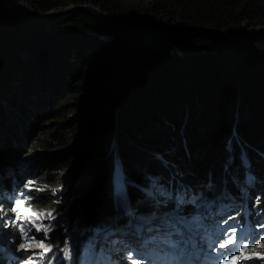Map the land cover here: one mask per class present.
Segmentation results:
<instances>
[{
  "label": "trees",
  "instance_id": "trees-1",
  "mask_svg": "<svg viewBox=\"0 0 264 264\" xmlns=\"http://www.w3.org/2000/svg\"><path fill=\"white\" fill-rule=\"evenodd\" d=\"M235 1L175 0L169 5L155 6L156 19L143 22L134 18L130 23L166 28L187 38L189 33L204 30L211 24L223 29L225 9L233 8ZM70 2L92 4L111 18L128 22L125 16L110 11L105 3ZM30 4L31 11L38 14L67 7L65 2ZM241 29L230 27L219 37L237 34ZM101 32L107 33L109 40L94 35ZM0 69L19 82L21 88L26 86L28 92L29 88H37L39 95L52 94L44 95L35 112L28 113L30 119L23 129L28 137L41 136L32 143L45 152L40 155L45 158L34 161L35 158L21 157L20 151L0 146V168L17 171L40 164L45 172L40 181L47 188L59 186L67 192L58 200L59 214L55 216L59 220L51 233L58 250L64 248L61 242L71 240L65 237L72 227L77 226L86 234L93 228L104 227L102 222L124 221L122 209L115 211L116 162L113 156L105 155L115 116L119 117L116 121L126 120L116 150L120 170L125 173V194L135 210L145 215L149 210H140L143 200L151 202L146 199L144 189L154 174L166 181L178 177L169 167L184 170L188 173L187 180L199 187L209 183L220 186L229 168V187L237 190L235 183L238 177L242 179L243 171L234 174L233 167L230 171V166H225L229 155L227 143L232 141L231 149L236 148L232 155L240 153L237 149H241V144L255 147L256 154L250 152L249 159L255 164L264 161V35L229 42L211 55L196 56L166 35L121 29L84 13L59 17L53 22L34 21L11 3L0 2ZM6 89L3 91L0 86V105L13 99L20 101L18 94L6 97ZM130 106L135 110L139 106L151 110L146 108L148 112L138 116L127 114ZM242 108L255 113L253 121L238 126L235 115ZM17 110L22 111V106ZM185 117L187 126L178 128L181 137L169 131ZM163 119L169 126L164 127ZM51 120L59 122L47 130L45 124ZM1 128L0 136L15 138L13 146L18 149L16 140L23 131L9 126L8 120L0 124ZM70 130L72 136L68 135ZM70 136L76 141L75 147L64 144ZM157 143L164 148L153 153ZM166 148L173 151L162 156L160 153ZM105 158L107 162L103 161ZM231 164L237 167L239 160ZM63 167L65 172L58 179L57 173ZM2 168L0 174L9 171ZM262 186L261 193L254 192L253 199L264 197ZM30 199L34 200L35 209L51 202L48 193ZM0 207L5 209L7 219L9 209ZM9 221L6 220L7 224ZM12 234L16 236L15 230L11 232V240L16 246L17 238Z\"/></svg>",
  "mask_w": 264,
  "mask_h": 264
},
{
  "label": "rangeland",
  "instance_id": "rangeland-1",
  "mask_svg": "<svg viewBox=\"0 0 264 264\" xmlns=\"http://www.w3.org/2000/svg\"><path fill=\"white\" fill-rule=\"evenodd\" d=\"M21 1L27 7V9H29L30 11H31L30 7L32 6L30 4V2H32V4L40 3V2H50L53 4H57V2H59V3L65 2V4L67 5L66 9L78 6V5L72 4L70 2V0H21ZM174 1L175 0H96V2L105 3L106 7L109 8L110 11L115 12L117 15L125 16V18L127 19L126 21H128V22H125V20L124 21L120 20L121 22H125V23H130V21H132L134 18H137V20H144L143 22H146L148 20H150V21L154 20V19H156L155 18L156 16L153 13V9L155 6H157L159 4L169 5V4L173 3ZM229 4H233V3H229ZM83 5L93 6L92 4H82V6ZM94 7L100 10V7H96V6H94ZM58 10H63V9H56L53 11H58ZM53 11H50V12H53ZM32 13H34V12H32ZM103 13L106 14L105 12H103ZM35 14H38V13H35ZM62 17H64V16H62ZM58 18H56V19H58ZM56 19L51 20L49 22H53ZM185 19H186V17H185ZM185 19L182 22H185L186 21ZM223 22H224L223 26H222L223 29H220L219 26L211 24L204 30L194 31V32L189 33L187 35L186 39L191 45H193L195 47H198V46L202 47V46L208 45V44L211 45L212 42H214V40L217 37H219L221 33L228 30L230 27L240 28V29L242 28L241 29L242 32L253 31V30L254 31L263 30L264 29V1L263 0H246V1L237 0V1H235L233 4V8L225 9ZM239 22H242L241 25H238ZM139 23H141V22H139ZM131 25L140 26L142 24H137V25L131 24ZM94 35L97 36L101 40L102 39L103 40H109V38H110V36L104 32H101L99 34H94ZM221 37H223V36H221ZM221 37H219V38H221ZM223 47H224V45L220 46L215 52H217L219 49H221ZM3 70L4 69H0V86L2 87L3 91L5 88H8V89H6V92L4 93V95L6 97L11 98L12 95L18 94V96L20 97V101H18L16 99H15L16 100L15 101L13 99L9 104L7 101H4L3 104L0 105V124L4 123L5 120H8L9 126L17 127V129L19 131H23V129L25 127L24 126L25 122L29 121V119H30V117H28V113L29 112L34 113L35 112L34 108L37 107L36 104H38V102L41 99H43L45 96H47V94L50 96H52V94H50V93L46 94L45 92H43V93H41V95H39V93L37 92V88H29L30 91L28 92V91H26L27 89H25L26 86H24V87L22 86L23 88H21V86L19 85V82H16V81H14L13 78H11L10 76H7L5 74V71H3ZM23 89H25V90H23ZM37 94H38V96H37ZM18 96H17V98H19ZM6 103L8 104V106ZM19 106L20 107L22 106V111L17 110V107H19ZM139 108L140 109L135 110V109H133L132 106H130L129 110H128L129 112L127 114L135 113L138 116V115L147 113L148 112L147 109L151 110V107H145L144 108V106H139ZM237 113L235 115V122H236V124H238V126H242L246 122L253 121V114L255 113V111H253V110L249 111V109H247L246 111H243V108H242L240 110V112H237ZM70 117H72V116H70ZM203 117H205V116H203ZM115 118L116 119H115V122L113 124V129L111 131L110 138H108V141H107L108 146L105 147V150H106L105 153H107L105 155L107 157L113 156L114 158H112V159L114 160V162H116L115 163V167H116L115 169H117V168L121 169L120 164L118 162L119 160L117 158L118 154L116 151L117 145H118L117 140H118V135L120 134V132L123 130V128L125 126L126 120L123 118L120 121H116V120H118L119 117L115 116ZM163 120L166 122V124L164 123V127L169 126L168 121H166L165 119H163ZM57 121L59 122V120H55V121L51 120L48 123H46L45 126H46L47 130H48V128L53 127V125L57 124ZM186 126H187V118L185 117V119L182 123H180L179 125H176V126L173 125L172 129H170L169 131H171L173 133L177 132V134H179V136L181 137V135H182L181 130L178 128H185ZM73 130H70V133H68V135L72 136ZM2 131H3V128L0 129V134H2ZM18 134H21V136H19V138L16 140L18 149H15V147L13 146L15 143V138H13V137L0 136V146H8L7 149L11 148V151H13V152L14 151H18V152L20 151L19 154L22 155L21 157H24L27 159L30 158L31 160H34V158H35L34 161L45 158L44 156L43 157L40 156L42 154H45V152L40 150L37 143H35V144L32 143L34 139H37V138L41 139V136H39L38 134H35V136H32V137L29 136L28 137L27 131H23L22 133H18ZM71 136L64 144H67V146L75 147L76 141H74V138H72ZM28 141H29V143H28ZM102 142H104V144L107 143L105 141H102ZM171 142L173 143V139ZM22 143H23V145H22ZM61 143H63V142H61ZM231 143H232V141H229L227 143V151H229V155H228L227 163L225 165L228 167L230 166V168L232 166H233V168L235 167L234 165L231 164V161L234 162L238 159L240 165L244 164V161H242L243 158L246 159L250 152H253V153L256 152L255 147L248 146V144L243 146L241 144V146H242L241 149H237L240 153H238L237 155H232L233 151L236 148H235V146H233V148L231 149V147H230ZM233 145H234V143H233ZM162 148H164V145H162L161 143H157L156 148L153 149V153H155V152L157 153V151L161 150ZM173 148L176 149V147H173ZM172 151H173L172 149L166 148L160 154L163 156V155H166L168 152L171 153ZM110 153L112 155H110ZM140 154H143V153L141 152ZM235 157H237V158H235ZM152 159L154 160V156L152 157ZM107 160H108V158H105L103 161L107 162ZM147 160L148 159H146L143 164H145V162ZM251 168H253V167H251ZM31 169L15 171L13 176H9V183H7V184L9 185L11 190H13L14 186L16 185L13 182H11L14 177H17L19 180H21V183H22L21 184V190L18 191L17 194L15 195L14 201L16 202L17 200H25V207H30L35 211H44V212L54 211V214L58 215L59 210H57V204L60 203L58 200L61 199L62 197H64L67 194V192L64 190L63 187H59V186H53V187L47 188L45 186V183H42L40 181V179H39L40 176H42L45 173V172L41 171L42 168H41L40 164H38L37 166H35ZM169 170H170V172H172L173 169L169 167ZM182 170H183V168H182ZM251 170L252 169H250V171ZM242 171L244 174L248 170L246 169L245 166H242ZM63 172H65L64 167L62 168V172L57 173L58 179L63 174ZM114 172L116 174L115 175V178H116L118 171L114 170ZM123 173L121 170L120 173H118L119 177L125 178V176H124L125 173L124 174ZM180 173L183 176L182 177L183 180L186 178V176L188 177V173L186 174V172H184V170H183V172L182 171L177 172V174H180ZM235 173H236V171H235ZM251 173L253 175H255L254 172H251ZM227 174L228 173H226V175ZM247 178H249V176L245 177L243 179L244 182H242V184H239V185L236 184L235 185V187L237 188L236 191H238V192L240 190L242 192L245 191V193L248 195V197H252L253 194L255 195L254 192H256V191L261 193L259 190H261V187H263L262 185H264V179L261 183H259L260 185L257 184L255 188H247V186H246ZM0 180H2L1 176H0ZM221 184L223 186L222 185L216 186V188L215 187L210 188V186H209L210 190H207L208 192L204 193V194L209 195L212 192H214L215 193L214 196L216 198H219L221 196L222 191L225 189V187L228 188V186L225 185L224 180H222ZM24 188H28V189L24 190ZM150 188H151L150 186L146 187V189H144V192H146V196H147L146 199L149 202H151V204H149L146 200H143L144 202L141 205L142 209L144 207H148L147 209L149 211H150V209L157 207V203L159 201V200H157L158 199L157 195L155 197H153L154 193H153L152 188H151V191H148V189H150ZM37 189H43V191H37ZM213 189H215L217 192L213 191ZM263 190H264V188H263ZM47 193H48L50 201H51L50 204L41 205L39 208L35 209L34 208V205H35L34 200H31L30 197L33 198L37 195H40V194L42 195V194H47ZM123 193L124 192H122V191H118L117 193L114 192L113 196H114L115 201L117 203H118V201H120V202L122 201V199H120L121 196L127 195V194H125V193L123 194ZM118 196L120 198H118ZM205 196L207 197V195H205ZM1 197L2 196H0V206H2V205L6 206L9 209L10 214L8 215L7 219H5L4 218L5 209L0 207V236H1L2 227L5 228L4 224L7 223L6 220H12V221H9L10 226H8V228H7L10 232L14 231L15 227H18V225H19V226L24 227L25 231H27L29 235H31V236L35 235L38 239L43 237V233L42 232L37 233L36 230L34 228H32L31 225H29V229H31V231H29V229L26 226L27 222L25 220H23L22 218L16 219L17 213L13 211L14 205L5 203V201ZM204 198L199 195L196 198V200L197 201L199 200L198 202L202 203L204 201ZM208 198H210V197H208ZM27 199H29V200H27ZM255 201H257L258 205L264 206V197H260V199H258V200L255 199ZM140 202L141 201H139V203ZM51 204H53L54 206H51ZM119 206H121L120 210L122 209L124 216L127 218V220H129L131 214H129L127 212L128 206H125L123 204H120ZM131 208L134 211L133 205H131ZM148 214H149V212L146 215L144 214L140 218L141 222L139 220H137V222L132 221L133 223H132L130 228L133 230L134 223L135 224L142 223L145 220H148V218H147ZM171 215H173V214L169 213L167 215V217H165V218H169V216H171ZM149 216L151 219L156 218V221L153 222L154 226H156V223L158 225H161V226H162V224H164V220H162L161 222H157L158 217H157L156 213L151 212L149 214ZM125 217H124L123 223H119L116 220H113L111 223L123 225L125 222ZM57 220H59L58 216L55 220H45L44 223L45 224H51V225H53V223H55V225H56ZM153 223H151V225H153ZM115 224L113 225V227H109V228H111V231H115V229H116ZM101 225L107 227L106 222L101 223ZM162 229H164V228L162 227ZM78 231H79V229L77 228V226L72 227L71 229H69V233L65 237V238H70L71 240L65 239L64 243L61 242V244H63L64 246H65V243L67 242L69 245H71V247L73 249V260L71 262H69L68 260L64 261V264H80V261L76 260V257L78 255H81L79 252L77 253L79 241H80V239H82V235L78 234ZM81 231H84V230H81ZM51 233L52 232L49 233V238L46 241L47 243L51 244L53 247V251L46 256L47 258H49V260H50V257L54 256L57 253L56 251H60L56 248V246L52 240ZM100 235H101V233L98 234L97 231H95L93 233V235H86L85 239H84V243H85V245H84L85 249L84 250L85 251L87 250L88 252H89V250H92L95 253L94 255L100 254V249H101V245H102V243L99 242L100 241ZM121 236H123L122 233H120L118 238H114L112 240H109V234L107 233L106 240L112 241V242H114L115 239L122 240ZM124 237L129 238L127 234ZM126 243L127 244L131 243V239H127ZM4 244L6 246H8L9 249L14 248V246H15L14 241L11 240V237H8L7 239H5ZM136 249H138V247H136ZM34 251L39 252L40 250L35 249ZM252 251H253V254L260 253L263 255L264 254V247H258L255 244L254 247L252 248ZM119 254H121V253L119 252L118 254H116L115 257H113V259L114 260L118 259ZM36 257L40 258L39 256H36ZM50 261L53 262V260H50Z\"/></svg>",
  "mask_w": 264,
  "mask_h": 264
},
{
  "label": "snow or ice",
  "instance_id": "snow-or-ice-1",
  "mask_svg": "<svg viewBox=\"0 0 264 264\" xmlns=\"http://www.w3.org/2000/svg\"><path fill=\"white\" fill-rule=\"evenodd\" d=\"M37 191H43V189H37ZM121 199H123V197H121ZM13 211L17 213L16 219L22 218L30 224L37 233H43V237L39 239L35 235L29 237L28 232L21 228V231L24 232V236L27 238V242L19 244L18 250L30 252L33 256H39L41 260H43L44 257L53 251L52 245L46 242L53 228L51 224H45L44 221L55 220L56 216L54 211H35L30 207H25V200H17L14 204ZM224 223H227V221H224ZM29 231H31V229H29ZM175 235H179V233ZM223 235L226 236L227 239L223 242H219L218 248L228 249L229 246H233V248L225 254L227 258L222 262L219 257H217V264H240L241 260L252 259L264 261V255L260 253L244 255L245 250L248 248V244L243 242L242 239H238L236 228L225 230ZM180 243L179 240L173 238L158 239L156 237H149L141 240L139 249H129L126 251L124 259L128 261V264H195L192 260L175 258L177 250H180ZM253 243L256 242L253 241ZM156 244L167 248L169 252L164 255H159V249L153 247V245ZM256 246L264 247V245L261 244H256ZM35 249H39L40 251L36 252L34 251ZM62 251L65 259L71 262L73 260V249L71 245L66 242ZM89 255H91V253L86 250L80 264H111V262L103 259L91 260L88 258ZM25 264H37V262L32 260L31 257H28ZM49 264H51V261H49Z\"/></svg>",
  "mask_w": 264,
  "mask_h": 264
},
{
  "label": "water",
  "instance_id": "water-1",
  "mask_svg": "<svg viewBox=\"0 0 264 264\" xmlns=\"http://www.w3.org/2000/svg\"><path fill=\"white\" fill-rule=\"evenodd\" d=\"M0 2H7L11 3L14 5L17 10L22 13L25 17L34 20V21H46L49 22L51 20H54L58 17L62 16H68V15H74V14H89L96 19L104 22H108L110 24H113L115 26L120 27L121 29H127L133 32H138V33H145V34H155V35H166L172 39H174L176 42H178L181 47L190 52L193 55L196 56H208L213 54L220 46L225 45L226 43L233 42L236 40L240 39H247V38H253L259 35H264V29L263 30H258V31H245V32H239L237 34L229 35V36H223L219 38L218 40L212 42L211 45H209L207 48L202 49L195 47L191 45L187 39L180 35L179 33L166 29V28H159V27H153V26H134L131 25L130 23H125L118 21L114 18H111L104 14L102 11L99 9L95 8L94 6L90 5H78L75 7H71L68 9H63V10H58V11H53L49 13H44V14H35L32 13L27 7L23 4L21 0H0ZM21 166H24L21 164ZM2 168V167H1ZM0 168V170H1ZM2 169H6V167H3ZM2 171H0L1 173ZM119 179V177H118Z\"/></svg>",
  "mask_w": 264,
  "mask_h": 264
},
{
  "label": "bare ground",
  "instance_id": "bare-ground-1",
  "mask_svg": "<svg viewBox=\"0 0 264 264\" xmlns=\"http://www.w3.org/2000/svg\"><path fill=\"white\" fill-rule=\"evenodd\" d=\"M171 154V153H170ZM6 169L7 170H9V171H13L12 170V168L11 167H6ZM121 178V177H120ZM234 189V188H233ZM154 193V192H153ZM121 197H123V199H122V201L120 202V201H118V203L117 204H123V205H125V206H128V209H127V212L129 213V214H131V216H130V219L129 220H127V218L125 217V222H124V224L123 225H118V224H115V226H116V229H115V231H111V228H110V230L108 231V234H109V240H112V239H114V238H118L119 237V235H120V233H122V235L123 236H121L122 237V240H127V238H125L124 237V235L125 234H128V236H130V237H135V238H138V239H140L139 241H141V240H143V239H147V238H149V237H151L150 236V234H137V233H135V232H131V231H128V230H125V231H123V232H121L122 230H124L126 227H124V226H126V225H128V224H132L133 222L132 221H135V222H137V220H139L140 222H141V220H140V218L145 214V213H139V212H136V210H135V207H134V211H133V209L131 208V205H133V203L131 202V199H127V195H123V196H121ZM153 197H155V195L153 196ZM118 198H120L119 196H118ZM121 199V198H120ZM199 201V200H198ZM134 206V205H133ZM121 207V206H120ZM144 208H148V207H144ZM143 208V209H144ZM142 208L140 207V210H141ZM142 209V210H143ZM156 209H158V207H154L153 208V210H156ZM145 211V210H144ZM147 212H149V213H151V212H153V211H147ZM169 213H171V214H173V212H169ZM169 213H166L165 214V217H167V215L169 214ZM157 215V217H158V214H156ZM147 216H149V214L147 215ZM171 216H173V215H171ZM171 216H169V218H171ZM140 217V218H139ZM169 218H166V219H169ZM143 221V220H142ZM148 220H145L144 222H142V223H145V222H147ZM156 221V218H152L151 220H150V224L151 223H153V222H155ZM103 223V222H102ZM168 223H170V221L168 222ZM163 225L164 224H162V226L161 225H158L157 223H156V226L157 227H163ZM153 226H154V223H153ZM172 226L173 225H171L170 226V228H168V229H162V232L160 233V235H162L159 239H162V238H173V239H176V240H181L183 243H185V238L188 236V232H184L180 237H179V235H175L176 234V232L173 230V231H169L171 228H172ZM78 228V227H77ZM150 232H152V233H156V232H154V230L153 229H150V228H147ZM144 230H146V229H144ZM169 231V232H168ZM129 239V238H128ZM121 240L120 239H115V241L114 242H116L115 244H118L119 242H120ZM81 242H82V239H80V241H79V244H81ZM197 243V246H199V247H202V246H205L206 244H207V242H196ZM190 244V243H189ZM157 246H159V247H162V246H160L159 244H156ZM180 245H181V243H180ZM163 248H165V247H163ZM167 249V248H166ZM115 255H116V253H111V254H109V256L110 257H115ZM198 256L199 257H202L201 256V254L199 253L198 254ZM122 256L121 255H119L118 256V258H121ZM217 257H219V259H220V261L222 262L223 260H224V256H223V253H218V254H213L212 256H210L209 258H208V263L209 264H217ZM44 258H47V257H44Z\"/></svg>",
  "mask_w": 264,
  "mask_h": 264
}]
</instances>
